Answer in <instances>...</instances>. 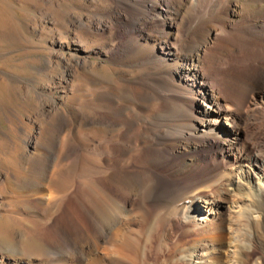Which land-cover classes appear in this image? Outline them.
I'll use <instances>...</instances> for the list:
<instances>
[{
    "label": "bare ground",
    "instance_id": "1",
    "mask_svg": "<svg viewBox=\"0 0 264 264\" xmlns=\"http://www.w3.org/2000/svg\"><path fill=\"white\" fill-rule=\"evenodd\" d=\"M79 6L91 14L75 13L78 29L56 39L48 58L64 64L52 93L60 97L37 93L27 121L8 106L0 129V186L8 192L0 191V264H151L160 216L170 220L156 244L160 264H224L225 249L237 261L251 258L250 247L264 245V156L244 144L264 119V0ZM90 55L138 73L123 79L121 93L105 83L83 88L71 78L98 66ZM124 100L138 104L130 110ZM152 102L158 111L142 104ZM91 126L101 130L97 138L75 140ZM249 171L256 199L247 207L241 200L251 199L230 198L228 187L245 184ZM226 211L257 219L259 239L255 231L250 242L241 232L230 237ZM177 217L195 235L170 246ZM33 239L49 256L26 251Z\"/></svg>",
    "mask_w": 264,
    "mask_h": 264
},
{
    "label": "rangeland",
    "instance_id": "2",
    "mask_svg": "<svg viewBox=\"0 0 264 264\" xmlns=\"http://www.w3.org/2000/svg\"><path fill=\"white\" fill-rule=\"evenodd\" d=\"M81 1L91 2L92 0H54V1L53 0H0V129L1 130H6L8 126L7 125L8 123L5 120V113L7 112L8 106L11 107L12 110H15L18 116L19 115L22 116L27 121V117L31 115L33 116L35 112V105L37 103L36 100L37 93L43 96L42 97L43 101L45 99L50 100L54 97L56 98L60 97L58 94L55 93L52 94V93L54 89H57L58 87L57 81L60 78V74L65 69L64 64L51 63L52 64L51 65L50 63H48V58H50V55L52 54V49H55L56 47L55 46L56 39L59 38L63 39L62 37H65V34L72 33L76 31V29H78L77 27L79 26L75 20V13H80L83 15L91 14L92 8L86 7L85 9L82 7L80 8V6L78 7V4L81 3ZM69 8L72 10L70 11ZM78 9L80 10V12ZM83 34L84 36L88 38H94L95 40V35L87 34V32H83ZM68 36L71 37V34H68ZM76 48L77 47H74L72 49H66L64 53L73 54L72 51ZM77 53L83 57L86 55L84 51ZM87 59L90 61L92 60L97 62L98 68L95 67L94 69H87L86 71L83 72L81 70L80 71L78 70L75 76L71 78L72 83H78L82 85L83 88L85 87V88L93 89L95 86L105 83L106 85L112 87V89L115 90L116 92L121 93V90L119 88L124 85L123 79L126 76L134 78L138 73V70H133L137 68L134 67L131 68L126 66L128 69L127 70L125 65L114 64L107 57L100 58V57H96L95 55H90L87 57ZM72 65H74V63H72ZM129 68H131L132 70H130ZM79 72L80 73L82 72V74H80ZM91 79H94V81L91 82ZM68 96L69 95L63 96L62 100L65 104L70 103ZM123 102L127 103L128 108L130 110L135 109L134 105L138 104L133 100L132 101L124 100ZM142 104H144L145 107H147L148 109L154 108V110L157 111L159 110L156 109L158 108L156 102L142 103ZM263 121L264 119H262L261 122L256 120L252 123L251 125L252 130L250 129V132L248 133L249 135H247L246 137V140L248 138L247 140L248 143L244 144L245 149H247L252 144V146L256 149V150L253 149V151L260 152L262 156H264V122ZM85 133L86 134L89 133L90 137L92 136L93 138H97L101 134V130L99 128L92 126L80 127L75 131V136H76L75 140L80 142H85V140L87 141L88 137ZM83 135H85L84 138ZM87 142L90 143L89 140ZM248 175H249V180L243 178V180H246L245 181L246 185L241 184L236 187L233 185L228 187L229 190L228 193L230 198H234L235 196H240L244 194L245 196L247 195L246 197H249L251 199L250 201H248V199L241 200V205L247 207L249 206L250 202L252 204L253 202H255L256 199L254 194H252L253 193L252 188L256 183V179L252 171L251 172L249 171ZM185 183L187 184L188 182L185 181ZM0 191L3 194L8 193V192L6 193V190L4 188L2 189V187L0 188ZM147 200L148 202L145 201L148 203V204L146 203L147 206L153 209L154 208L153 205L149 202V199ZM226 217L228 218V223L231 226L229 229L230 230L229 235H231L230 237H235V235L241 232L246 236L244 238H246V240L250 242L249 236L252 235V232L255 231L253 233L254 239L256 238L257 240L259 239L260 236L258 235L259 227H258L257 219L255 220L252 217L254 223H250V224L248 223V221L245 220L239 221L237 214L234 211H226ZM260 217L263 218V215L262 213L260 214L259 212L257 218L261 219ZM168 218L165 219L164 217L160 216L159 220L156 221L157 232L155 231L154 233V237H155L154 246L151 249L152 251L148 256V261L151 264L152 263L160 264L158 261L159 256H158L157 245L159 244L160 241V237H161L160 234L169 230L170 225L168 224H170V220ZM181 218L177 217L176 220H174L175 228L174 227L172 228L171 235H169V237L171 236L170 238L172 239L169 240L170 246L174 245V243L180 239L182 241H189L190 239H192V236L194 237L195 235L194 232L189 234L185 233L186 224L184 219ZM3 223H5V221L0 220V224ZM45 230L47 231L46 232L47 234L51 233V230L49 228H45ZM231 230L234 233H231ZM24 244L26 251L30 253L32 257L49 256L51 251L48 246H46L43 242H41L38 239H33L27 242L25 241ZM249 251L250 253H252L251 258L244 259L240 257L239 259L240 261H237L238 258L234 257V255L231 254L228 255V250L225 249L223 250V253H221L223 259L222 261H224L225 263L228 262V264L230 263L262 264L263 257L261 256L264 254V245L258 243L250 247ZM176 264H181V262Z\"/></svg>",
    "mask_w": 264,
    "mask_h": 264
}]
</instances>
